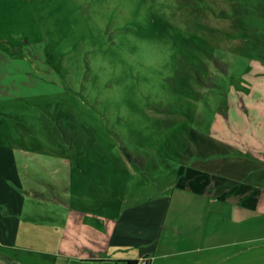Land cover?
Returning a JSON list of instances; mask_svg holds the SVG:
<instances>
[{
	"label": "rangeland",
	"instance_id": "rangeland-1",
	"mask_svg": "<svg viewBox=\"0 0 264 264\" xmlns=\"http://www.w3.org/2000/svg\"><path fill=\"white\" fill-rule=\"evenodd\" d=\"M0 46L28 67L0 97L26 197L11 230L0 201V264H79L62 235L171 194L202 136L264 153V0H0Z\"/></svg>",
	"mask_w": 264,
	"mask_h": 264
},
{
	"label": "crops",
	"instance_id": "crops-1",
	"mask_svg": "<svg viewBox=\"0 0 264 264\" xmlns=\"http://www.w3.org/2000/svg\"><path fill=\"white\" fill-rule=\"evenodd\" d=\"M9 48L0 46L1 99L27 93L28 79L14 75L28 68L25 53L22 59ZM201 138L206 161L189 169L186 182L165 190L171 194L122 208L119 218L103 220L102 228L88 224L81 239L78 229L63 234L67 241L56 254L79 264H127L144 256L149 264H264V153L212 158L229 148ZM15 159L14 150L0 148V201L8 203L9 230L26 201L17 188Z\"/></svg>",
	"mask_w": 264,
	"mask_h": 264
},
{
	"label": "built area",
	"instance_id": "built-area-1",
	"mask_svg": "<svg viewBox=\"0 0 264 264\" xmlns=\"http://www.w3.org/2000/svg\"><path fill=\"white\" fill-rule=\"evenodd\" d=\"M149 263H150L149 257L144 256L140 258L136 264H149Z\"/></svg>",
	"mask_w": 264,
	"mask_h": 264
},
{
	"label": "trees",
	"instance_id": "trees-1",
	"mask_svg": "<svg viewBox=\"0 0 264 264\" xmlns=\"http://www.w3.org/2000/svg\"><path fill=\"white\" fill-rule=\"evenodd\" d=\"M138 262L137 259H134V260H128L127 261V264H136Z\"/></svg>",
	"mask_w": 264,
	"mask_h": 264
}]
</instances>
